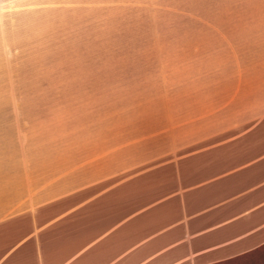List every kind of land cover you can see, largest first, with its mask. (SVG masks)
I'll return each mask as SVG.
<instances>
[{
    "label": "crops",
    "instance_id": "0c3cea01",
    "mask_svg": "<svg viewBox=\"0 0 264 264\" xmlns=\"http://www.w3.org/2000/svg\"><path fill=\"white\" fill-rule=\"evenodd\" d=\"M92 5L144 57L0 126V264H264V0Z\"/></svg>",
    "mask_w": 264,
    "mask_h": 264
},
{
    "label": "rangeland",
    "instance_id": "374dc122",
    "mask_svg": "<svg viewBox=\"0 0 264 264\" xmlns=\"http://www.w3.org/2000/svg\"><path fill=\"white\" fill-rule=\"evenodd\" d=\"M21 3L20 8L0 5V126H14L18 118L33 125L31 111H43L45 105L38 96H63L80 89L90 93L89 90L97 89L51 85L55 79L98 77L92 71L97 63L139 62L144 57L131 55L128 50L130 46H139L138 41L131 44L128 38L110 37L128 30L123 15L145 14L143 8L137 7L135 11L120 8L107 16L105 10L92 5L96 0H21ZM17 11L19 19L4 17L18 14ZM102 32L107 38L98 39ZM81 65L84 71L77 70Z\"/></svg>",
    "mask_w": 264,
    "mask_h": 264
}]
</instances>
